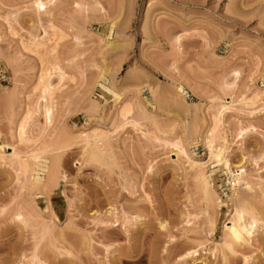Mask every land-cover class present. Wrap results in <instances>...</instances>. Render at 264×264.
Returning <instances> with one entry per match:
<instances>
[{
	"label": "rangeland",
	"instance_id": "1",
	"mask_svg": "<svg viewBox=\"0 0 264 264\" xmlns=\"http://www.w3.org/2000/svg\"><path fill=\"white\" fill-rule=\"evenodd\" d=\"M0 264H264V0H0Z\"/></svg>",
	"mask_w": 264,
	"mask_h": 264
},
{
	"label": "bare ground",
	"instance_id": "2",
	"mask_svg": "<svg viewBox=\"0 0 264 264\" xmlns=\"http://www.w3.org/2000/svg\"><path fill=\"white\" fill-rule=\"evenodd\" d=\"M38 4H39V9L40 8L42 9L44 7V2L43 1L42 2L40 1ZM49 86H51V85L49 84L48 87ZM49 90H50V87H49ZM227 109H228V107H225V106L221 107V109L218 112L217 123L215 121L216 119L214 120V122L217 124V126L213 125V126H216V128L208 131L209 133L208 132L206 133L205 142L208 145V147L211 149V156H213V159H215L218 163L222 164L224 166V168H226L231 173V175L233 174L232 177L235 180L234 181V185H236V184L239 185L245 179L244 177L246 175L245 174L246 170L243 169V167L238 166L237 169H236V173L232 172L231 167H230V163H229V159L226 156L227 148H228L227 147V141L224 142V144L220 145V147H218V148L214 147L215 146V143H214L215 142V137H217V136H215L216 133L214 132V130H216L219 127V124L221 123V121H223L222 118L224 117V113H225V111ZM216 132H217V130H216ZM246 132H247V130L245 129V130H242L239 133L241 138L244 137ZM218 138H219V136H218ZM224 138H226V137H224ZM181 147H177V148L179 150L183 151L184 149H182ZM38 158L40 159L41 157L39 156V157H37V159ZM194 163L195 162H192V164H194ZM197 163H199V162H197ZM201 164L203 165L204 163H201ZM245 184H246V181H245ZM254 212L255 211H253V209H251V208L248 209V207L246 208V207L241 206V205H236L235 212H234L232 218L230 219V222L225 225V229L224 230H225V235L226 236H225L224 242L220 246L227 247V248L231 249V251H232V245L233 244L235 245L236 243H240V245H241L242 242H247L249 238H253L252 237L253 236V232H254V230H255V228L257 226V223H258L257 222L258 221V217L256 216V214ZM247 216H250L249 217L250 220L248 219L250 222L246 219ZM234 245H233V247H234ZM214 252H213V255H214ZM193 255H198L197 250H191V251L186 252L184 254V258L193 256Z\"/></svg>",
	"mask_w": 264,
	"mask_h": 264
}]
</instances>
